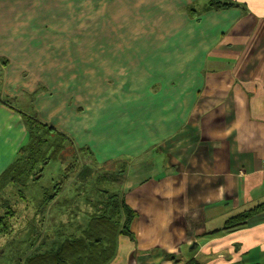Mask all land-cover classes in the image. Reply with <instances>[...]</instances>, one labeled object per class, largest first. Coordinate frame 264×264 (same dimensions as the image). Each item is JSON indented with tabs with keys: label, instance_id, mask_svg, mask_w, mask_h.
Here are the masks:
<instances>
[{
	"label": "crops",
	"instance_id": "1",
	"mask_svg": "<svg viewBox=\"0 0 264 264\" xmlns=\"http://www.w3.org/2000/svg\"><path fill=\"white\" fill-rule=\"evenodd\" d=\"M110 1L0 0V175L28 140L25 117L37 114L122 170L120 200L136 216L105 264H264V211L221 230L264 201V0L221 10L205 0H136L131 20L100 21ZM96 46L105 62L112 46L115 63L146 56L141 79L154 78L141 102L120 101L99 119L61 97L60 79L40 77L92 72L80 55L94 63ZM160 53L173 60L165 69L151 60Z\"/></svg>",
	"mask_w": 264,
	"mask_h": 264
},
{
	"label": "rangeland",
	"instance_id": "2",
	"mask_svg": "<svg viewBox=\"0 0 264 264\" xmlns=\"http://www.w3.org/2000/svg\"><path fill=\"white\" fill-rule=\"evenodd\" d=\"M205 1L208 2V0ZM135 2L136 0H111L105 5L107 7H111L113 9V13L106 19L103 14H98L101 15L100 21H108L111 18L112 21L119 20V15L121 13L124 21L131 20L130 17H127L130 10L128 7L133 8V6H135ZM188 11H191L190 8ZM127 29L130 30V25ZM128 30L126 38L127 44L129 45ZM103 32L104 30L97 31V33L100 34ZM128 45L126 48L130 49L131 47H128ZM153 47L155 48V46ZM103 48V46H96L95 52L92 56L96 59L94 63H90L85 60L88 57L87 52L81 53L80 58L84 60L80 61V65L83 69L92 71L90 73L40 74V77H47L49 80H55V78L60 79V89H64L65 91L61 97H65V101H67L69 97H72L73 103L75 105H79V107L85 110L84 112L87 118L89 117L87 114L89 112H94L95 109H97L95 118H102L104 115L112 113L116 107L118 108L120 106V101L123 100H126L128 103H132L133 105L138 100V102H141L142 98L146 96L145 94L146 91H148L150 82L152 80L154 81L153 75L149 76L147 79H141V77L147 74L143 71L142 67H147L146 65L151 67L146 56L142 58L143 63H136L135 61H132L133 57L131 55L125 56V58H127V62L124 63L123 61H118L119 63H115V58H118V56L115 55V46H112L111 49L113 51L110 63L104 61V52L101 51ZM168 48V46L160 47V49H163L164 52L168 51ZM152 59H154L155 62L157 60L158 63L154 64H159L160 68L165 67V65H169L170 60L173 61L170 55L166 53H164V55L160 53V55L155 57L152 56L151 60ZM162 59L167 64L163 63ZM110 65L112 70H118L121 66L125 67V73H113L112 71H106L107 68L109 69ZM0 66L3 67L4 64L0 62ZM56 113V116H59L60 110H56ZM86 116L83 117L85 120ZM132 117L135 118L136 113ZM55 140H58V138ZM65 145L67 149L61 152L60 155L57 150L55 152L53 149L49 150L47 153L49 159L44 162L41 178H36L30 182L29 186L26 188L19 187L18 190L9 185L3 194L0 195V215L7 211V209L4 208L5 201L8 202L9 207L15 211L14 218L10 220L13 228L12 231L10 233L0 235V264H56L55 257L50 254L49 249L51 246H54V237L56 240L58 239V241H62L63 234L61 231L66 234L68 233L66 230V223L69 215L67 210L72 207L73 202H71V200L77 199V197L74 198V195L76 194L75 189L79 186L80 181L76 184L75 181L71 180V182L66 185L65 189L58 196V201L63 204L61 205V208L64 209L63 214L58 219L62 221L64 218L63 226H61L60 229L61 231L58 230L55 234H53L52 225L49 228V222L51 218H53V213L56 210H50L49 214L45 216L46 221L44 227L48 229L47 233H45V229L42 230V223H37V226L31 225L30 223L32 222L31 218L33 217L34 210L38 205L37 203L44 194L45 189L48 188L49 191H53V188L50 186L61 179L62 167L68 163L72 151L74 152V148L71 147H75V143L68 140ZM61 161H65L64 165L61 164ZM110 167L112 166L108 164L104 170L101 169L99 172L94 171L98 174V178L94 177L92 182L96 183L97 186H100L102 189L108 190L110 192L109 195H114L116 199L120 200L121 178L119 177L120 175L117 176L116 173H113L110 170ZM54 202H57V199ZM120 202L122 201L120 200ZM39 218L41 219V217ZM42 220H44V217ZM78 220L81 223L85 220H89L88 214H81V216L78 217ZM102 225V222L96 223L95 229L90 230L91 236L93 230H105V234H98L94 232V236H96V238L104 236V240H107V233L110 231L111 250H113V245L116 244L117 240L116 232L118 229L116 216L111 213V216L108 215L106 218L104 228H102ZM41 230V235L46 234V240L41 244V246L33 248L32 244L39 245V243H37V238ZM35 233L36 236H34ZM103 243L106 244L105 241Z\"/></svg>",
	"mask_w": 264,
	"mask_h": 264
},
{
	"label": "trees",
	"instance_id": "3",
	"mask_svg": "<svg viewBox=\"0 0 264 264\" xmlns=\"http://www.w3.org/2000/svg\"><path fill=\"white\" fill-rule=\"evenodd\" d=\"M235 5L236 4L231 0H208L206 9L221 10L232 8ZM3 64L6 65L7 61H4ZM32 111H34V109H32ZM35 117H37V114H33L32 117H25L24 119L28 140L26 144L17 151L13 161L0 175V195L3 194L9 185L18 190L19 187L26 188L29 186L30 182L36 178H41L44 162L49 159L47 156L49 150L53 149L54 152L57 150L60 155L61 152L67 149L65 143H67L69 139L64 134L42 123ZM56 138H58V140H55ZM71 148H74V152L72 151L68 163L64 165L65 161H61V164L64 165V167H62L61 179L50 186L53 188V191H49L48 188L45 189L44 194L37 203L38 205L34 210L33 217L31 218L32 222L30 224L37 226V223H42V230L45 229V233H47L48 229L44 227L46 221L45 216L49 214L50 210H56L53 213V218H51L49 222V228L52 225L53 234L60 230L61 226H63L64 218L62 221L58 219L63 214L64 209L61 208L63 204L58 201V196L71 180L75 181L76 184L80 181L79 186L75 189L76 194L74 198L77 197V199L71 200V202H73L72 207L67 210V213H69L66 223V230L68 233L66 234L60 230L63 234L62 241H58V239L56 240L54 237V246H51L49 251L50 254L55 257L56 264H105L114 256L116 244L113 245V250H111L110 231L107 233V240H104V236L96 238L94 232L105 234V230H93L92 236L90 230L95 229L96 223L99 222L103 223L102 228H104L107 216H111L112 213L116 216V222L118 223L116 236H118L120 232L130 236V226L136 216V212L128 205L116 199L114 195H109L110 192L108 190L102 189L100 186H97L96 183L92 182L94 177L98 178V174L95 172H99L101 169L104 170L106 165H111L112 167H110V170H115L116 168L113 165L117 164L116 159L106 163H98L95 160L90 146L83 145ZM121 171L120 169V172L113 173H116L117 176H121ZM56 199L57 202H54ZM4 208L7 210L10 208L6 201L4 203ZM263 211L264 201L248 211H243L228 218L221 230L230 231L240 228L246 224L250 216L260 214ZM86 213L88 214L89 220H85L83 223L79 222L78 217ZM14 214L15 211L10 209V211H6L0 215V235L12 231L13 228L10 220H12ZM39 217H41V219ZM43 217L44 220H42ZM42 230L37 238V243H39V245L32 244L33 248L41 246L46 240V234L41 235ZM34 236H36V233ZM104 241L106 244L103 243ZM168 256L174 258L172 255ZM184 264L202 263L195 258H191Z\"/></svg>",
	"mask_w": 264,
	"mask_h": 264
},
{
	"label": "built area",
	"instance_id": "4",
	"mask_svg": "<svg viewBox=\"0 0 264 264\" xmlns=\"http://www.w3.org/2000/svg\"><path fill=\"white\" fill-rule=\"evenodd\" d=\"M263 169H264V167H263Z\"/></svg>",
	"mask_w": 264,
	"mask_h": 264
}]
</instances>
